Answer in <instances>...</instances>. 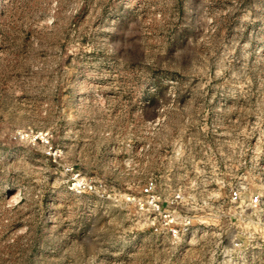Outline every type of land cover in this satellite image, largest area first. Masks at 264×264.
I'll use <instances>...</instances> for the list:
<instances>
[{
  "label": "rangeland",
  "instance_id": "1",
  "mask_svg": "<svg viewBox=\"0 0 264 264\" xmlns=\"http://www.w3.org/2000/svg\"><path fill=\"white\" fill-rule=\"evenodd\" d=\"M242 162L258 188L264 0H0V264H264L142 206L155 180L200 216Z\"/></svg>",
  "mask_w": 264,
  "mask_h": 264
},
{
  "label": "built area",
  "instance_id": "2",
  "mask_svg": "<svg viewBox=\"0 0 264 264\" xmlns=\"http://www.w3.org/2000/svg\"><path fill=\"white\" fill-rule=\"evenodd\" d=\"M257 186L253 189L243 180L242 162L230 178L205 185L200 216L173 209L188 204L187 186L180 185L170 201H164L155 180L144 185L142 206L146 207L147 225L155 235L173 242L181 241L193 231L198 220L200 226L213 230L217 244L230 245L226 254L232 251L241 255L264 242V179L260 178ZM77 187L91 189L82 182ZM220 190L225 192L223 197L217 194Z\"/></svg>",
  "mask_w": 264,
  "mask_h": 264
}]
</instances>
